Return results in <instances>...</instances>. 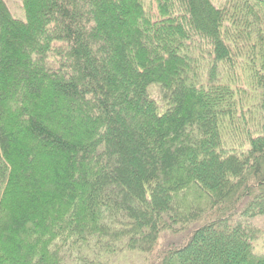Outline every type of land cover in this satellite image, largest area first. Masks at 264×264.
I'll list each match as a JSON object with an SVG mask.
<instances>
[{"label":"trees","instance_id":"obj_1","mask_svg":"<svg viewBox=\"0 0 264 264\" xmlns=\"http://www.w3.org/2000/svg\"><path fill=\"white\" fill-rule=\"evenodd\" d=\"M22 11L0 0V264H264V0Z\"/></svg>","mask_w":264,"mask_h":264},{"label":"rangeland","instance_id":"obj_2","mask_svg":"<svg viewBox=\"0 0 264 264\" xmlns=\"http://www.w3.org/2000/svg\"><path fill=\"white\" fill-rule=\"evenodd\" d=\"M212 2L216 7H221L226 4V0H212ZM7 3L13 15L17 19L24 20V15L22 11V0H7ZM154 12H155V6H154ZM154 12H153V15H155ZM150 93L154 99L161 101L163 96L157 87H151ZM254 222H255V225L261 230V233H262L261 240L257 242V245H258L257 248L259 252L264 253V217L259 218ZM178 241H181L180 237L174 238V237L168 236L162 239L160 243L162 247L163 246L165 247V246H168ZM129 261H134L136 264H141L143 262V258H142V255L139 256V255L125 254V256L122 257V264L128 263Z\"/></svg>","mask_w":264,"mask_h":264}]
</instances>
